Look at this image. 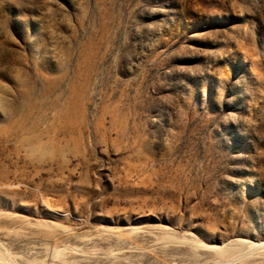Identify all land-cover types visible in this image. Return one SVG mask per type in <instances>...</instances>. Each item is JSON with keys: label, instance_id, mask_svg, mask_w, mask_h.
Here are the masks:
<instances>
[{"label": "rangeland", "instance_id": "1", "mask_svg": "<svg viewBox=\"0 0 264 264\" xmlns=\"http://www.w3.org/2000/svg\"><path fill=\"white\" fill-rule=\"evenodd\" d=\"M264 0H0V264H264Z\"/></svg>", "mask_w": 264, "mask_h": 264}, {"label": "bare ground", "instance_id": "2", "mask_svg": "<svg viewBox=\"0 0 264 264\" xmlns=\"http://www.w3.org/2000/svg\"><path fill=\"white\" fill-rule=\"evenodd\" d=\"M254 247H257V248H263L264 247V244H258V245H253Z\"/></svg>", "mask_w": 264, "mask_h": 264}]
</instances>
